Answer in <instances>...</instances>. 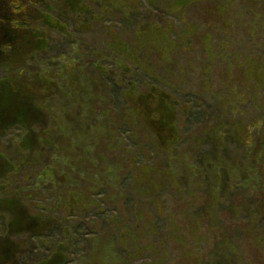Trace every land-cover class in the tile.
I'll use <instances>...</instances> for the list:
<instances>
[{"label":"rangeland","instance_id":"obj_1","mask_svg":"<svg viewBox=\"0 0 264 264\" xmlns=\"http://www.w3.org/2000/svg\"><path fill=\"white\" fill-rule=\"evenodd\" d=\"M65 6L62 25L47 17L61 33L45 56L59 66L58 74L66 71L69 77L50 83L54 96L31 103L42 102L39 109L57 136L52 141L48 131L41 137L38 129L24 134L13 127L0 138V155L11 170L0 180V246L9 247L0 264H34L49 257L64 227L71 232L67 264H91L106 249L114 264H264V220L247 206L257 197L251 182L247 188L231 181L226 186L227 172L241 174L246 164L232 132L243 129L245 145L257 133L264 141L261 5L249 0H67ZM152 30L165 36L163 45ZM115 44L119 52L111 50ZM164 45L169 46L166 56ZM124 50L138 63L127 61ZM29 69L36 73L38 66ZM95 82L100 83L96 90H85L84 84ZM19 83L16 101L40 96ZM131 88L134 96L152 88L178 102L180 142L168 153L157 147L142 121L132 128L123 123L122 110L133 109L127 100ZM148 101L136 107L145 113ZM257 119L258 130L247 132L245 126L255 127ZM62 127L67 129L58 130ZM79 146L89 155L82 158ZM54 162L89 203L73 218L55 205L49 183L32 188ZM211 163L219 185L209 193ZM15 167L21 169L14 174ZM16 188L19 198L11 199ZM33 219H49L52 229L44 234L43 227L34 226L25 232ZM18 247L36 257L22 260ZM56 259L63 260L61 255Z\"/></svg>","mask_w":264,"mask_h":264},{"label":"trees","instance_id":"obj_2","mask_svg":"<svg viewBox=\"0 0 264 264\" xmlns=\"http://www.w3.org/2000/svg\"><path fill=\"white\" fill-rule=\"evenodd\" d=\"M249 1L254 4H260L264 9V0ZM66 2L67 0H0V138L9 133V130L13 127L20 128L24 134H29L31 131L38 129V133H41V137L48 131L52 141L57 136L55 131L57 129L53 130L51 127L48 128L50 118L43 115L46 113L44 110L41 112L39 109V104L42 102H37L34 106L31 103L54 96L55 90H53L50 83L55 82L56 84L69 77L66 71L63 74H58L55 69L59 68V66L52 65L53 62L51 57L45 56L48 50H53L52 46L56 42L54 36L60 35L61 33V28H55L49 24L47 17L50 18L51 21H57L58 24L60 23L62 25L64 14L67 9L65 6ZM150 34L152 37L159 40L157 42L161 44L166 42L165 36H157L158 33H156V30H152ZM147 37L148 33L145 32V39ZM115 46L116 44L111 50L119 52ZM166 46L167 45H164L163 48V54L165 56L168 53L167 47H169ZM142 47L144 46L142 45ZM75 55L78 64L79 57L76 52ZM70 56H73V53ZM122 56L126 57L127 61L135 62L132 61L134 57L128 50H124ZM71 59V57H68V60ZM32 64H37L38 66L36 73L29 69ZM96 67L101 72L102 67L98 65ZM106 74H110V77L115 76L108 72ZM19 81L23 84L24 88L39 90L41 92L40 96L37 98L33 97L34 100L29 102L26 100L32 97L28 96H23V99L16 101L15 91L16 87L20 84ZM259 81L260 79L257 72L255 78L257 88L259 86ZM4 82H6V85H4ZM99 85V82H95L93 86L84 84V87L85 90L87 88L91 90L92 87V91H94ZM151 91L153 93H151ZM128 92L129 94L127 96H129V98H127V100L129 107H133V109L127 110V113L126 110H122L124 113V115L121 114L123 123L132 128V126H134L132 123H137L136 120L139 119L146 126L143 127L147 129L148 132L150 131L155 135L157 147L168 153L169 148L177 146L180 142V132L178 131L179 128H177L178 102L172 99L171 96L164 94V91L153 90L152 88L146 93H139V95L135 96L133 95V88L129 89ZM10 93L11 96L9 97ZM154 93L156 95H154ZM146 98L149 99L147 103L148 111L143 113L142 109L136 107V103L138 102L143 105ZM165 101L169 103L165 104ZM95 103L96 101L92 100L90 106L93 107ZM133 103L134 105H132ZM25 104H30V106ZM132 116H135L133 120H131ZM258 120L259 119L253 120V123L256 125L255 127L245 126V128H247L246 131L249 132L251 129L253 134L258 130ZM72 121H74L73 118L69 117L70 124ZM59 129L63 130L67 128L62 127L58 128V130ZM108 130L113 129L108 128ZM27 131L30 132L27 133ZM236 131L238 132L237 134L232 132V135H229L231 140L236 142L235 144L243 150V159H245L246 164L241 174L240 171H238L239 174H233L234 171L227 172L226 186L227 183L231 181L234 184H240L247 188L246 183L250 184L251 182L250 185H252L254 189L252 193L255 196L257 195V197H254L253 201L248 202L247 206H249L254 215L264 220V141L257 133L253 142L245 145L244 140L246 139V133H244L243 129H237ZM37 143L39 144V142ZM80 150V156H82V158H84L86 154L89 155L88 150H86V153L82 152V148H80ZM207 157L209 156H206V159ZM4 161L6 160L0 155L1 181L3 180L1 175H6L11 171L5 167V165L8 164ZM218 163L220 162L218 161ZM11 164L14 165L12 162ZM77 166L78 163L76 164V167ZM213 166L214 165L211 163L210 167L212 169L206 173L207 190L209 193H212L214 187L219 185L217 183L218 169ZM15 169L14 174L21 168L15 167ZM199 173V175L203 174L202 169L199 170ZM69 176V174H66L62 168L54 162L41 171L40 175H38L35 180V187L32 188H39L42 184L49 183V185L54 188L52 194L55 198V205L64 209L66 217L73 218L79 209L86 207V205L89 206V203L86 202L85 195L78 190L77 186L69 185ZM233 180L235 182H233ZM219 183L221 184V180H219ZM21 188H23V186ZM16 189L17 191L12 189L11 193L15 192V194L12 195L11 199L19 198V190L18 188ZM23 190L27 191L25 188H23ZM0 215H2V213H0ZM34 218H36V216H34ZM52 218L54 217H51V219ZM34 226H37V229L38 227H43L41 229L44 234H46L50 228L52 229V224L49 219H39V221L33 219L24 226L25 232L29 231V229ZM67 230L69 231V229L64 227L62 233L64 235L61 236V239L58 240L55 245L53 244V251L50 256L44 259L40 258V260L35 261L34 264H67L70 262V240L68 236L71 237V232L69 231L67 233ZM31 232L34 231L32 230ZM263 232V230H260V233ZM40 234H42V232ZM40 236L41 235H36V237ZM51 236L57 237L59 235L54 236L52 234ZM262 236H264V233ZM19 244H23V241L19 240ZM8 248L9 247L5 245L0 246V255L2 256ZM16 252L21 254L19 258L22 260H31L36 257L33 254L31 255L30 250L26 251L25 249H21V247H18ZM57 255H61L63 260H55V256ZM107 255L106 249L102 255L96 256L91 264H95L97 261L100 264H114L112 255ZM106 256L107 259H105ZM136 256L137 255H134L130 258Z\"/></svg>","mask_w":264,"mask_h":264}]
</instances>
